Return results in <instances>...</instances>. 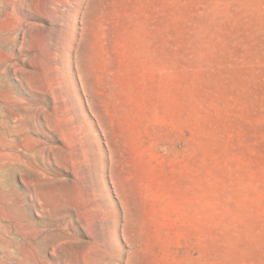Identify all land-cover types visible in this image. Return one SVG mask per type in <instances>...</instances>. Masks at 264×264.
<instances>
[{
  "label": "rangeland",
  "instance_id": "rangeland-1",
  "mask_svg": "<svg viewBox=\"0 0 264 264\" xmlns=\"http://www.w3.org/2000/svg\"><path fill=\"white\" fill-rule=\"evenodd\" d=\"M0 264H264V0H0Z\"/></svg>",
  "mask_w": 264,
  "mask_h": 264
}]
</instances>
